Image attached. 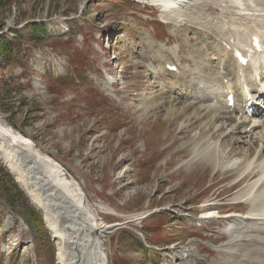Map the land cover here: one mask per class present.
<instances>
[{"label":"rangeland","instance_id":"1","mask_svg":"<svg viewBox=\"0 0 264 264\" xmlns=\"http://www.w3.org/2000/svg\"><path fill=\"white\" fill-rule=\"evenodd\" d=\"M144 1L90 0L82 6V0H0V116L61 166L104 223L121 224L105 235L108 264H255L261 247L247 240L258 233L231 241L232 223L221 219L250 209L234 204L246 180L231 186L235 177L226 171L179 166L189 156L180 145L198 123H189L187 132L176 114L166 120L171 107L175 111L184 103L172 100L173 80L157 72L153 52L178 66L189 62L188 49L161 22L158 8ZM222 1L228 0H216ZM217 12L211 27L225 20ZM198 14L206 27L209 13ZM194 38L190 48L198 43ZM110 45L120 55L118 78L124 85L106 90ZM211 56L217 66L218 56ZM193 66L191 61L189 72ZM188 71L183 78L190 81ZM148 101L163 102L164 112L149 109L144 115ZM6 174L19 190L0 163V264H56L41 216L19 190L46 234L15 200ZM207 211L218 217L197 221Z\"/></svg>","mask_w":264,"mask_h":264},{"label":"bare ground","instance_id":"2","mask_svg":"<svg viewBox=\"0 0 264 264\" xmlns=\"http://www.w3.org/2000/svg\"><path fill=\"white\" fill-rule=\"evenodd\" d=\"M89 1L82 0L81 5L84 6ZM209 2H143L158 8L161 22L170 33H175L181 39L179 46L188 49L191 57L187 59L194 64L191 72L185 68L188 73H192L190 77L193 75L190 81L185 80L178 72L172 73L175 81L174 91H171L172 100L175 104H178V101L184 104L177 110L175 108V111L176 105L171 107L169 113H165V118L170 121L176 114L177 119L180 117L182 121L179 128L182 131L187 129V132L191 125H188L189 123L193 122L191 126L198 123V126L191 128L189 139L179 144L186 147L189 155L186 160L180 162V167L188 169L195 164L208 166L213 171H226L235 177L232 185L246 180L236 190L234 201L253 205L246 214L232 213L222 216L221 219L232 223L228 229V233L234 235L231 241H235L236 237L239 240L240 236L244 239L247 236L244 234L249 231L250 234L258 233V242L252 241L250 245L261 247L260 258L254 262L264 264V196L261 195L264 194V101L261 96L264 88V59L261 54L251 53L249 49L251 35H255L264 44V0H243L240 3L236 0ZM200 11L209 13V16H205L209 19H205L208 27L203 26L204 18L198 14ZM217 11L221 20H225L218 26L211 27L212 22L218 19L215 18L216 15L212 16V12ZM189 34H192L191 38ZM140 38L151 48L154 47L143 33H140ZM192 38L198 39V43L190 48ZM235 52L242 53L247 59L244 66L238 65L234 57ZM211 54L218 56L217 66ZM153 56L162 71L164 65L161 56L155 52ZM35 85L38 86L37 83ZM103 86L112 87L108 81H105ZM229 94H232L234 99L232 110L227 107L225 100ZM249 101L251 103L247 107ZM255 105L257 108L255 107L251 116L243 115ZM163 107V102L148 101L142 110L146 115L149 109L159 112L163 111ZM233 113L238 116L233 117ZM229 136L232 137L231 140H227ZM239 144L246 145V150L239 152ZM226 153L231 157L228 158ZM0 163L41 216L56 249V264H108L103 247L105 235L119 228L121 224L104 223L91 208L81 187L68 178L61 166L41 152L32 141L12 129L1 116ZM255 205L260 209H255ZM133 217L136 218V214ZM216 217L217 212L214 214L207 211L199 215L197 221ZM239 228L241 231H236ZM190 256L192 255L187 253L186 257ZM235 256L237 261L241 257L237 254ZM231 263L234 264L233 261Z\"/></svg>","mask_w":264,"mask_h":264},{"label":"trees","instance_id":"3","mask_svg":"<svg viewBox=\"0 0 264 264\" xmlns=\"http://www.w3.org/2000/svg\"><path fill=\"white\" fill-rule=\"evenodd\" d=\"M0 49H4V42H3V40H1V39H0ZM6 177L8 178L9 182L12 184V188H11V190H13V191L15 192V194H16V195H15V200H17V201H19V202L21 201V202L24 204V206H26V207L29 208V209L27 210V211L30 213L29 216L31 217V219H33V222H35V224L38 226L39 230H40L43 234H46V233H45V230H44L43 227H42V224H41V220H40V218H39V217H36V215H35L33 209H31L30 206L27 205L26 200L23 198L21 192L17 189V187H16L15 184L13 183L11 177H10L9 175H7V174H6ZM8 197H9V196H8ZM16 197H17V198H16ZM11 198H14V196L11 197ZM21 202H20V203H21Z\"/></svg>","mask_w":264,"mask_h":264}]
</instances>
